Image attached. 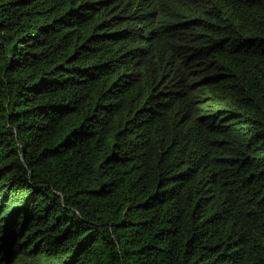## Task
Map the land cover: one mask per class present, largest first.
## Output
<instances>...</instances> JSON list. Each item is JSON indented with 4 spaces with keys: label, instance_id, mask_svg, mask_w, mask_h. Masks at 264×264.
Listing matches in <instances>:
<instances>
[{
    "label": "trees",
    "instance_id": "trees-1",
    "mask_svg": "<svg viewBox=\"0 0 264 264\" xmlns=\"http://www.w3.org/2000/svg\"><path fill=\"white\" fill-rule=\"evenodd\" d=\"M158 1L0 0V264H264V0Z\"/></svg>",
    "mask_w": 264,
    "mask_h": 264
},
{
    "label": "clouds",
    "instance_id": "clouds-1",
    "mask_svg": "<svg viewBox=\"0 0 264 264\" xmlns=\"http://www.w3.org/2000/svg\"><path fill=\"white\" fill-rule=\"evenodd\" d=\"M126 4L129 17L149 27L154 26L159 18L158 15L151 13L148 7L157 8L159 6L165 11L168 9V6L158 0H126ZM4 228L5 226L1 229Z\"/></svg>",
    "mask_w": 264,
    "mask_h": 264
},
{
    "label": "flooded vegetation",
    "instance_id": "flooded-vegetation-1",
    "mask_svg": "<svg viewBox=\"0 0 264 264\" xmlns=\"http://www.w3.org/2000/svg\"><path fill=\"white\" fill-rule=\"evenodd\" d=\"M2 227H4V226H2Z\"/></svg>",
    "mask_w": 264,
    "mask_h": 264
}]
</instances>
